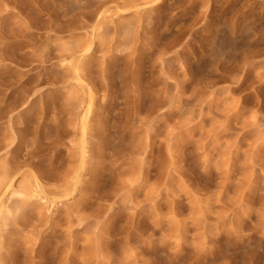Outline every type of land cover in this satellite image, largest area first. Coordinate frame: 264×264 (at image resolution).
Wrapping results in <instances>:
<instances>
[{"label": "rangeland", "instance_id": "374dc122", "mask_svg": "<svg viewBox=\"0 0 264 264\" xmlns=\"http://www.w3.org/2000/svg\"><path fill=\"white\" fill-rule=\"evenodd\" d=\"M6 155L5 264H264V0H0Z\"/></svg>", "mask_w": 264, "mask_h": 264}, {"label": "bare ground", "instance_id": "6f19581e", "mask_svg": "<svg viewBox=\"0 0 264 264\" xmlns=\"http://www.w3.org/2000/svg\"><path fill=\"white\" fill-rule=\"evenodd\" d=\"M91 107H88L85 111V114L82 118V124H81V131L83 134L82 142H81V151H82V164L85 161V153L87 151V129H88V122L89 117L91 114ZM24 174L21 171L20 166H14L12 165L10 159L6 156H3L1 164H0V229L2 223H4L6 220L9 219V213L10 209L9 206L6 204V201L9 197V195L13 194L14 192L18 191L17 181L19 176H23ZM79 176V174H78ZM36 186H38L39 181L35 180ZM25 191H27L26 188H24ZM28 193V192H27ZM34 197L35 195H31ZM27 201L26 199H22V202L18 205V209L20 212H23L24 215L27 213L26 211ZM5 243L4 240L1 239L0 236V262L4 263L6 262L7 255L5 254Z\"/></svg>", "mask_w": 264, "mask_h": 264}]
</instances>
